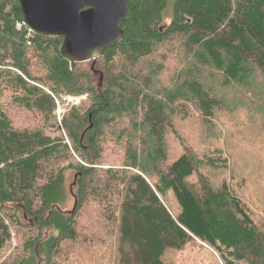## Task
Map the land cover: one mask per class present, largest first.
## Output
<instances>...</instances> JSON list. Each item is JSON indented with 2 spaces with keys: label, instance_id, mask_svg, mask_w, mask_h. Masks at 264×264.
Wrapping results in <instances>:
<instances>
[{
  "label": "trees",
  "instance_id": "16d2710c",
  "mask_svg": "<svg viewBox=\"0 0 264 264\" xmlns=\"http://www.w3.org/2000/svg\"><path fill=\"white\" fill-rule=\"evenodd\" d=\"M121 29L73 63L0 0V258L9 219L12 264H264V0H128Z\"/></svg>",
  "mask_w": 264,
  "mask_h": 264
},
{
  "label": "water",
  "instance_id": "95a60500",
  "mask_svg": "<svg viewBox=\"0 0 264 264\" xmlns=\"http://www.w3.org/2000/svg\"><path fill=\"white\" fill-rule=\"evenodd\" d=\"M25 24L47 36H61L62 58L95 60L123 39L128 0H19Z\"/></svg>",
  "mask_w": 264,
  "mask_h": 264
},
{
  "label": "rangeland",
  "instance_id": "374dc122",
  "mask_svg": "<svg viewBox=\"0 0 264 264\" xmlns=\"http://www.w3.org/2000/svg\"><path fill=\"white\" fill-rule=\"evenodd\" d=\"M169 15H170V13L167 12L166 15H165V21H164V23L162 25L163 27H165L168 24V22H169ZM164 76H165V74L162 75V78ZM84 98H85L84 96H81V97L63 96L62 97V100H59L58 101V103H57L58 106H57V109L55 111V114L58 117V121H59V118L61 117V115L64 113L66 106H68V105H78L79 102L82 99H84ZM190 125L188 124V126H190ZM195 139H196V143H198L197 142L198 141V135L195 137ZM254 150H256V149H254ZM119 152L121 153V151H119ZM105 166H107V164H105ZM71 178H72V176L70 174H68V176H67V183H69V185H70ZM252 179L250 181L249 193L252 194V198L253 199H257V197L260 196L261 194L256 193L255 191L251 192V189L253 190V185H255L254 183H252ZM170 204H171V206L173 208H175V204L173 203V200L171 198H170ZM250 204H251L250 207H251L252 211L254 213L260 212L262 214L261 217L264 220V209L263 208L260 209L252 199H250ZM7 213L10 214V210H8ZM6 222L11 226V229L13 231H12L11 241L3 249V251L1 252L0 264H8V263L9 264H12L13 261L16 262L19 258L26 257V254L24 252H22V250H21V245H22V242L28 236H30V235L32 236L33 235V232H31L26 226H23V227H20L19 228V227H17V225H15L13 223L14 221L11 222L9 219H7ZM16 229L18 230L17 232L15 231ZM23 235L25 237L22 239V236ZM203 249L211 252L207 247H204ZM182 255L188 256L189 259L192 258L194 260L193 263L187 261L185 264H201V263H199V260H202L203 262H205L207 264H212V263L214 264L213 259L204 250H202V249H196L194 246H189ZM218 264H220V263H218Z\"/></svg>",
  "mask_w": 264,
  "mask_h": 264
}]
</instances>
